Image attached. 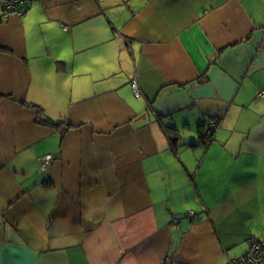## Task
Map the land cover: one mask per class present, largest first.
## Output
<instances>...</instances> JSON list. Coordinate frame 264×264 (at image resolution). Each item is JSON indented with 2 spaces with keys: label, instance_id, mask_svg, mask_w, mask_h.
<instances>
[{
  "label": "crops",
  "instance_id": "0c3cea01",
  "mask_svg": "<svg viewBox=\"0 0 264 264\" xmlns=\"http://www.w3.org/2000/svg\"><path fill=\"white\" fill-rule=\"evenodd\" d=\"M23 12L0 3V264H227L264 238V0Z\"/></svg>",
  "mask_w": 264,
  "mask_h": 264
},
{
  "label": "built area",
  "instance_id": "2783aa9c",
  "mask_svg": "<svg viewBox=\"0 0 264 264\" xmlns=\"http://www.w3.org/2000/svg\"><path fill=\"white\" fill-rule=\"evenodd\" d=\"M32 0H0L3 6L5 19L11 16H22L24 13V6L29 4ZM133 93L137 99L143 97L139 82L134 79L131 82ZM259 98L264 97V91L258 93ZM220 120L218 118L212 119L203 128V133L207 136L211 135L219 126ZM57 161L54 155H47L39 160L40 170L46 173L48 169ZM193 217V214H191ZM227 264H264V238L261 240H253L251 242L248 252L241 258H236L228 261Z\"/></svg>",
  "mask_w": 264,
  "mask_h": 264
},
{
  "label": "trees",
  "instance_id": "16d2710c",
  "mask_svg": "<svg viewBox=\"0 0 264 264\" xmlns=\"http://www.w3.org/2000/svg\"><path fill=\"white\" fill-rule=\"evenodd\" d=\"M29 106L34 107V108L38 109L39 111H42L38 106H35V105H29ZM42 112H43V111H42ZM211 120H212V119H211ZM41 122H42V123L45 122L46 125H51V126H55V125H57V124H59V123H62V122H58V123H56L55 121H53V120L50 119V118H47L46 116H45V118H43V119L41 120ZM207 124H208V123H207ZM220 124H221V121H220V123H219V126H220ZM205 125H206V124L201 125V141H202V143H203L204 145H209V144L212 143V141H213V136H214L216 130L219 128V126H218V128H217V129H216L211 135L207 136V135H205V134L203 133V128H204Z\"/></svg>",
  "mask_w": 264,
  "mask_h": 264
}]
</instances>
